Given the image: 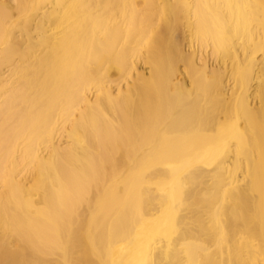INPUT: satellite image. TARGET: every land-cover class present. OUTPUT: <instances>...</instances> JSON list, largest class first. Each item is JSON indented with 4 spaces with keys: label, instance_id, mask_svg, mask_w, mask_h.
<instances>
[{
    "label": "bare ground",
    "instance_id": "1",
    "mask_svg": "<svg viewBox=\"0 0 264 264\" xmlns=\"http://www.w3.org/2000/svg\"><path fill=\"white\" fill-rule=\"evenodd\" d=\"M0 264H264V0H0Z\"/></svg>",
    "mask_w": 264,
    "mask_h": 264
}]
</instances>
